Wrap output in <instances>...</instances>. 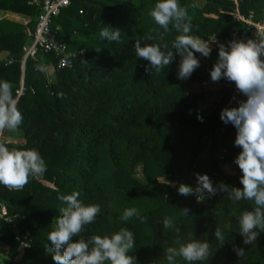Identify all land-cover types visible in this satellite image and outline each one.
Wrapping results in <instances>:
<instances>
[{
  "label": "trees",
  "instance_id": "obj_1",
  "mask_svg": "<svg viewBox=\"0 0 264 264\" xmlns=\"http://www.w3.org/2000/svg\"><path fill=\"white\" fill-rule=\"evenodd\" d=\"M30 1L0 0V10L29 18L25 25L0 19V52L6 53L0 59V81L12 83L14 97L22 81L17 107L23 116L19 130L24 138L1 143L9 150H37L47 170L20 190L0 185V212L2 207L6 211L0 216V244L7 256L0 264H55L47 236L60 209L66 207L59 197L74 191L79 192L80 202L97 204L101 211L80 236L72 237L73 242L111 236L126 228L134 236L135 248L129 255L136 264H168L166 249L193 239L208 242L211 255L192 264H264V232L257 230L259 235L250 244L239 232V217L254 209L253 201H233L222 191L212 197L205 192V199L198 201L195 194L182 196L179 186L168 184L181 180L195 188L196 174H207L214 187L220 183L243 187L235 163L242 151L234 144L236 129L225 124L220 113L238 107L247 97L238 91L233 105L225 106L234 90L227 87L231 81L210 77L220 48L209 45L208 57L194 52L200 66L189 78L178 79L181 57L171 46L180 33L171 25L165 33L149 15L158 0H71L52 18L51 28L70 51L80 54L72 56L69 66L58 67L57 54L38 51L22 69L24 48L31 41L27 31L35 29L42 0ZM179 3L197 5L188 8L190 35L229 43L234 35H243L238 41L244 42L261 36L253 37L252 27L233 12L252 14L254 21H261L264 0H237L236 5L231 0ZM104 27L119 30L120 40L102 39ZM137 40L141 46L159 44L163 51L173 50L172 63L159 71L152 69L137 57ZM48 65L54 79L41 71ZM214 88L218 99L204 112L206 96ZM228 164L234 166L232 174L224 169ZM128 208L137 209L143 222L138 217L122 221ZM185 208L188 216L181 213ZM166 217L173 219L174 228L163 227ZM216 228L225 235L222 243L214 236ZM176 264L188 262L178 257Z\"/></svg>",
  "mask_w": 264,
  "mask_h": 264
},
{
  "label": "clouds",
  "instance_id": "obj_2",
  "mask_svg": "<svg viewBox=\"0 0 264 264\" xmlns=\"http://www.w3.org/2000/svg\"><path fill=\"white\" fill-rule=\"evenodd\" d=\"M189 7L196 8L197 5L181 6L179 0H158L149 13L165 33L169 31V25L180 33L171 46L181 57L178 79L189 78L200 66L194 52L204 57L211 53L208 41L189 34L192 31ZM100 37L118 42L121 33L104 27L100 31ZM163 47L168 49L167 44ZM134 48L137 57L148 61L152 69L157 71L169 66L174 59L173 50L163 51L159 44L141 46V40H137ZM261 57H264V34H261L259 40L232 41L228 50L220 47L218 60L210 72L212 81L226 78L234 82L238 91L247 97L246 101L239 102L238 107L225 108L220 113V119L225 124L231 123L235 127L234 144L242 149L235 158V163L242 172V189L230 188L223 183L214 187L207 174H196L195 188L184 184L178 187L180 195L187 197L195 194L198 201L205 199V192L208 197H212L218 191L228 193L233 201H253L254 209L243 212L239 217V232L244 237L245 244L255 242L259 232H264V59ZM62 96L63 93L58 94V97ZM17 105L18 99L13 95L12 83L0 81V135L5 130L15 132L21 126L23 116ZM198 119L202 122V117ZM46 170V163L37 150H9L4 143H0V185L20 190L29 183L30 178H39ZM79 195V192L74 191L59 197L66 207L60 209L61 215L47 236L51 243L48 250L53 251L52 259L55 264H136L135 257L129 255L135 248L134 236L126 228H121L111 236L95 235L89 240L80 238L76 242L72 241V237L80 236L85 225L94 222L101 211L97 204L85 205L80 202ZM188 212L187 208L181 210L185 216H188ZM132 217H138L141 222L144 219L137 209L128 208L124 210L121 220L127 222ZM163 227L174 228L173 219L166 217ZM225 227L230 228L231 225ZM175 231L179 233L180 230L175 228ZM214 236L221 243L225 240L220 228L215 229ZM237 252L242 255L243 249H237ZM210 255L208 242L193 239L179 247H168L165 259L168 264H176L179 257L192 264L207 261Z\"/></svg>",
  "mask_w": 264,
  "mask_h": 264
},
{
  "label": "built area",
  "instance_id": "obj_3",
  "mask_svg": "<svg viewBox=\"0 0 264 264\" xmlns=\"http://www.w3.org/2000/svg\"><path fill=\"white\" fill-rule=\"evenodd\" d=\"M39 0H31L30 3H38ZM71 0H42L40 2V11L36 18V25L33 31H27V34L30 36L31 41L24 48V55L21 59V67L24 68V63L28 57H34L38 51L43 52H52L58 55V67H65L71 64L72 56L75 54H80L81 51H70L67 48L66 43L60 41L56 37V30L53 31L51 28L52 18L59 14L61 9L68 6ZM237 3V0H231ZM234 17L247 25L251 26L253 29L252 36L257 37L261 34H264V16L261 21H254L252 14L244 16L235 10L233 12ZM58 29V27L56 28ZM244 36L234 35L231 41H238ZM249 39H252L251 37ZM253 40V39H252ZM206 41L209 42V45L213 47L220 48L223 46L225 49L229 48L230 43L228 41H221L214 37H209ZM11 63V60L8 61ZM227 87L233 88V93L231 94L228 102L225 104L226 107L233 105L235 101V96L238 90L236 89L234 82H229ZM23 93V85H21L16 91L15 98H18ZM0 135V140H1ZM1 143V142H0ZM5 207L1 208L0 216L5 215Z\"/></svg>",
  "mask_w": 264,
  "mask_h": 264
},
{
  "label": "rangeland",
  "instance_id": "obj_4",
  "mask_svg": "<svg viewBox=\"0 0 264 264\" xmlns=\"http://www.w3.org/2000/svg\"><path fill=\"white\" fill-rule=\"evenodd\" d=\"M47 71H48V75H51L52 77H53V69H52V66L51 65H48V68H47ZM54 79V78H53ZM196 88H193V90H195ZM216 88H214L213 89V91L212 92H210V93H208V95L206 96V100L204 101V104H203V108H202V110L204 111V112H206V111H208L209 110V107H210V105L211 104H213L217 99H218V96H217V93H215L214 92V90H215ZM18 133H20V135H21V137H22V139H20L19 137H18ZM1 140H6V141H11L12 140V142L14 141V143L15 142H19L20 140H24V138H23V135H22V132L18 129V131L17 132H14V133H12V136H9V135H6L5 133H3L2 134V136H1ZM1 140H0V142H1ZM21 141V142H22ZM203 155V154H202ZM224 169H225V171L227 172V173H229V174H232L233 172H235L234 171V166L232 165V164H228V165H224ZM137 172V176L139 177V179H142L141 177V172H140V170H139V172L138 171H136ZM132 176H129V175H127L126 176V178L127 179H129V178H131ZM183 182L181 181V180H175L174 182H169L168 184L170 185V187H175L176 185L177 186H180L181 184H182ZM4 247V246H3ZM5 248V247H4ZM3 249H2V244H0V251H2ZM2 259L3 260H6L7 259V256L5 255V251H2L1 253H0V260L2 261Z\"/></svg>",
  "mask_w": 264,
  "mask_h": 264
},
{
  "label": "crops",
  "instance_id": "obj_5",
  "mask_svg": "<svg viewBox=\"0 0 264 264\" xmlns=\"http://www.w3.org/2000/svg\"><path fill=\"white\" fill-rule=\"evenodd\" d=\"M3 18L15 21L17 23H21L23 25H25L29 21V18L27 16L23 15V14H19V13L7 11V10H0V19H3ZM5 57H6V53L5 52H0V59L5 58ZM44 67H45V73L48 74V71H47L48 66H44ZM49 76H50L51 79H53V77L51 75H49ZM17 131H15V132H17ZM18 137L20 139H22L20 133H18Z\"/></svg>",
  "mask_w": 264,
  "mask_h": 264
},
{
  "label": "water",
  "instance_id": "obj_6",
  "mask_svg": "<svg viewBox=\"0 0 264 264\" xmlns=\"http://www.w3.org/2000/svg\"><path fill=\"white\" fill-rule=\"evenodd\" d=\"M41 71L45 74V67L44 66L41 67ZM16 99H18V98H16Z\"/></svg>",
  "mask_w": 264,
  "mask_h": 264
}]
</instances>
